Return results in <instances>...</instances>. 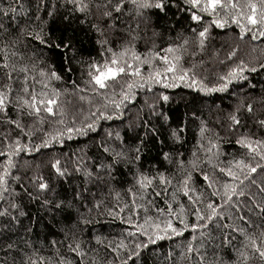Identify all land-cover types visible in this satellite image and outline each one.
<instances>
[{
    "label": "trees",
    "instance_id": "obj_1",
    "mask_svg": "<svg viewBox=\"0 0 264 264\" xmlns=\"http://www.w3.org/2000/svg\"><path fill=\"white\" fill-rule=\"evenodd\" d=\"M179 2L180 0H177V3ZM12 5L17 11L13 13L9 10L5 17L2 10ZM71 7L67 0H43V4L41 0H0V24L4 26L0 28V49H6L0 51V63L4 62V57L7 55L10 66L17 68L27 66L30 89L34 87L37 93L45 91L49 94L53 88L59 90L60 105L63 110V116L58 113L55 117H51L41 112L40 117L37 118L35 115H27L28 110L24 109V114L18 117L17 111L9 107L6 119H19L25 128L22 132L15 125L0 123V153L5 151L4 136L9 140L19 137L24 142H29L30 138L25 134L29 127L32 130L31 143L35 145L43 139V132L55 128V121L63 119L69 126L73 119L78 125L82 121L90 122L87 120L88 113L95 111L94 106L103 104L104 101L90 90L76 91L73 82L83 88L87 76V63L93 59L98 61L105 59V56L101 55L102 49L97 43L98 40L107 41L103 49L109 59L111 54L106 52L109 47L114 52L129 47L143 59L145 55L151 57L152 52L164 55L162 50L168 44H179L187 37L188 51L181 50L175 54L181 55L182 66L192 69L197 79L208 88L219 84L221 82L219 77L226 74L229 68L239 65L241 61L248 65L243 73L245 79L230 81L224 91L201 92L187 87L185 83H178L174 88H165L163 84H158L153 85L152 90L136 89V98L125 102L123 114L113 120H102L96 126L94 133L88 132L86 136H77L71 140L65 137L63 144H56L51 150L42 149L38 153L22 152L13 156L15 168L10 172L7 186L10 191L14 190L16 195L10 196L5 193L6 198L0 200V209L7 208L10 202H15L18 208H9V211L18 219L11 220L10 217L0 216V264H33V261L36 264H60L61 260L71 261V264H108V261L115 256L109 248V242L111 247H116L121 239L126 243L128 240L146 239L138 233L135 237L127 236L133 225L125 221L131 218L132 221L139 223L146 214L155 217L157 213L154 209L163 208L167 211L165 199L171 200L173 185L178 187L189 171L192 172L190 187L197 189L196 195H199L200 190H204L205 194L211 191L205 189L201 172H207L210 176L224 180L223 174L206 160L209 154L205 149L210 146L209 141H214L218 145L217 148L212 149V152L218 153L213 162L219 166H227L228 161L239 158H244L248 162L250 158L247 149L236 143L240 136L247 135L253 140L264 141V125L259 124V121L264 120V37L259 36L258 31L255 32V39L251 29L241 38L239 26L236 24L229 22L222 29L212 25L203 50H197L195 33L191 30L194 28L199 32L209 22L211 18L206 14L203 23L197 24L190 21L186 11L177 12L176 9H172L166 15H160L155 10H144L143 16H138L135 8L128 5L125 8V16L120 18L122 22H117L114 29H108L105 21L103 25L105 34L101 35L91 27L96 23L94 15L70 13ZM49 11L53 13L51 16L48 14ZM220 14L223 16V11ZM86 16L88 19H85ZM66 17L68 19H65ZM81 21L85 22L81 23ZM41 22L44 31L51 33L52 41L71 40L77 49L76 55L73 56L71 51L65 53L62 49L57 51L54 46L42 48L20 31L26 24L39 29ZM178 36L180 39H177ZM17 40L18 43H13ZM233 49L236 51L232 57L226 59ZM14 52L16 55H12ZM193 52L196 53L194 56ZM66 56L71 61V65L66 63ZM77 61H81L85 66L81 67ZM37 62L39 63L33 70L32 65ZM153 64L156 67L163 66L158 58L153 60ZM47 65H51V69L60 75L61 80L49 81L48 87L45 88L42 83H36L32 77L35 76L37 81L43 79L39 76V71L40 68L49 70ZM69 66L72 67L70 73L66 71ZM141 68L144 75H147L148 65L143 64ZM253 68L255 71L251 70ZM22 75L20 74L18 78L17 74L13 73L15 82L11 86L14 89L12 93L14 98L20 94L19 90L23 86ZM127 79L129 77H122L124 82ZM120 82H116L117 92ZM7 83L10 82L6 79V70L0 69V88ZM111 92L112 88L109 89L108 94L110 95ZM161 92L169 97L168 101L156 99ZM81 96H86V99L81 100ZM153 102H156L157 112L166 113L169 120L163 121L162 118L150 120V125L155 124L160 128V135L144 137L140 152L141 161L127 165L121 163L118 167L112 168L110 174L108 169L92 167L93 160L96 163L101 162L93 140H99L106 131L111 130L113 137L109 143L112 147L119 149L121 145L135 146L140 141V136L137 135L134 140L131 137L136 134V125L140 124V119L147 118L149 110L145 104ZM249 105L252 108L251 112L248 111ZM233 113L237 115L240 123L230 127L229 116ZM38 119H42L43 123H38ZM202 126L205 129L203 133L200 131ZM173 129L177 130L180 140L171 137L170 133ZM116 131L120 132L121 140L115 139ZM144 131L141 125L139 133L142 134ZM164 153L169 154L167 159ZM53 156L61 158L62 163L67 161L69 167L73 166L72 159L83 158L85 165L92 172V177L86 180L81 173L73 175L67 183L62 180L61 184L57 185L48 167V162ZM6 159L7 157H0V170ZM180 160L183 161V168L178 164ZM108 162V160L103 161L105 164ZM189 162H195L196 169H193ZM139 172H146L148 175L164 172L172 179L173 185H168L165 191L156 181L160 195H154L149 189L144 194L146 198L142 199L134 178ZM34 174L43 175L53 187H60L62 195L59 198L62 199L71 195L64 192L65 188L69 185L78 186L84 193V198L78 202L81 205L79 213L83 216L80 217L73 210L69 216L58 213L55 219H51L48 211L42 208L43 197L29 200L24 196L21 184L26 183L27 177ZM13 176H19L21 179L13 181ZM252 179L256 180L257 184L264 183V171L258 169L257 173L245 182L244 195L239 199L242 211L226 207L224 218L210 222L203 240L199 236L201 230L193 233L188 229L181 237L165 239L157 241L155 245H149L143 250L139 260L133 258L130 264H189L186 258H181L180 253L186 249L187 242L193 235L196 236L194 244H203L200 249L203 264H235L239 253L245 250L244 234L234 232L223 225L233 224L245 228L247 234L257 237L261 231H264V214H260L259 209L249 211L253 196L256 202L264 201V192L251 183ZM130 188L136 193V203L147 207V213L144 208L133 213V196L129 192ZM212 199L215 203L221 202L219 198ZM97 201L100 202L98 206H96ZM149 201L152 203L149 204ZM177 201L178 203L173 202V208L184 204L188 212L186 217L188 222L195 223V217L190 214L193 206L182 192L177 193ZM233 203L235 204V201ZM200 206L203 210L204 205ZM108 209H112L118 215H109ZM20 212H23L24 216L21 217ZM230 213L231 219H229ZM239 216H244L250 223L245 226L238 219ZM81 218L89 222L81 223L79 222ZM225 236L229 239L228 244L224 243ZM77 241L83 252L81 256L70 249V246L76 247ZM8 245L13 247L10 248ZM247 251L250 256L247 264H261L258 255H254L251 249ZM170 252L171 257H169ZM191 264H200V259L195 253L192 254Z\"/></svg>",
    "mask_w": 264,
    "mask_h": 264
},
{
    "label": "snow or ice",
    "instance_id": "obj_2",
    "mask_svg": "<svg viewBox=\"0 0 264 264\" xmlns=\"http://www.w3.org/2000/svg\"><path fill=\"white\" fill-rule=\"evenodd\" d=\"M72 7L69 9L70 13H88L89 16L94 15L96 17V23L91 25L92 29L97 31L99 34H105V28L103 27L105 21H107L108 29H114L117 22H122L121 17L125 16V8L131 5L135 8L138 16H143L144 10H155L160 15H166L168 11L176 9L177 12H187L190 21L192 23H203L204 15L206 14L211 19L207 24L202 27L199 32L196 29L191 31L195 33V46L197 50H203L206 39L209 35V29L212 25L217 28H224L229 22L236 24L240 29L241 38L245 32L250 29L253 31V39L256 38L255 32H259V36L264 37V0H67ZM43 4V0H41ZM40 5H38L39 7ZM46 7V5H44ZM13 13L17 11L14 5L10 8L2 10V14L6 17L8 11ZM223 11V16L220 14ZM49 16L53 13L49 11ZM65 19H68L66 17ZM85 19H88L86 16ZM85 21H81L84 23ZM3 24H0V28H3ZM6 30V29H5ZM26 37L35 41L37 45L42 48H51L54 46L55 50H63L65 53L71 51L72 55H76L77 49L72 44L71 40H60L58 42L52 41L51 33L44 31V25L41 22L40 28L29 27L27 24L20 29ZM177 39H180L178 36ZM50 41L52 44L50 45ZM19 40L13 43H18ZM106 40H98L97 43L101 45V55L105 56L103 61L91 60L87 63V76L84 82V87L75 85L76 91L87 92L90 90L92 93L99 95L104 103L96 104L95 111H90L87 115V120L90 122H81L79 125L73 119L71 126H69L63 119L55 121V128L48 132H43V139L33 145L31 143L32 130L25 133L29 136V142H24L21 138L17 137L15 140H9L7 136H4V148L5 151L0 153V157H7L4 161L2 170H0V200L5 199V193L10 196H15L14 190L10 191L8 184V177L12 169L15 168L12 157L20 153H31L40 152L42 149L51 150L56 144H63L65 137L71 140L77 136H86L88 132H95L96 126L102 120H113L118 118L119 115L123 114L125 102H130L136 98V89L147 88L152 90L153 85L163 84L165 88H174L178 83H185L187 87L198 89L201 92L211 91H224L228 88V84L232 80H243L245 79L243 73L248 65L244 64L243 61L239 65L233 66L228 69V72L219 77L221 81L219 84L214 85L212 88H208L203 84L202 81L192 73V69L185 68L181 64V55L175 53L188 51L189 39L185 37L179 44H168L162 51L164 55H160L157 52H152L151 57L145 55L143 59L131 50L129 47H124L120 52H114L110 47L106 49L107 53L111 54L109 59L105 55L103 45ZM0 51H6V49H0ZM236 50L228 53L226 59H230ZM196 53L193 52L194 56ZM16 55V53H12ZM159 59L162 62L161 67H156L153 64V60ZM66 63L71 65V61L68 57H65ZM36 64L32 65L33 70L37 67ZM81 64V67L85 65L81 61H77ZM148 65V73L144 75L142 72L141 65ZM46 68H40L39 76L43 79L35 80V76L32 79L36 83H42L45 88L48 87V82L53 80H61L60 75L51 69V65H47ZM194 67V66H193ZM0 69L6 70V79L10 83L0 88V123L15 125L16 128L24 132L25 126L17 120L6 119L7 110L9 107H13L18 117L24 114V109H27V115H35L37 118L40 117V113L44 112L49 114L51 117H55L58 113L63 116V110L60 105L61 93L59 90L53 88L51 94L45 91L37 93L35 88H31L28 85L29 80V69L27 66L17 68L10 66L8 57L5 55L4 62L0 63ZM255 71V69H251ZM67 72L72 71V67L69 66L66 69ZM13 73L17 74L20 78L22 75L21 83L22 87L19 90L18 95L13 97L14 91L11 86L14 83ZM127 76L126 82L122 80V77ZM120 82L119 91H116V82ZM190 81V82H189ZM112 88V92L109 95L108 91ZM118 97V98H117ZM81 100L86 99V96H81ZM157 100L168 101L169 97L164 93H160ZM148 108L147 118L140 119V124L136 125V134L131 139H136V136H140V141L135 146L128 145L127 147L121 145L119 149L111 146L109 141L113 137L111 130L106 131L99 140H93V144L97 148V152L100 156L101 162L96 163L95 160L92 162V167L95 169H108L118 167L121 163L124 164H135L141 161L140 155L142 142L146 136H159L160 128L155 124L150 125V120L155 118H162L163 121H168L169 117L166 113L157 112L156 102L152 104H145ZM251 105L248 106V111L251 112ZM111 113V114H109ZM194 115V113H193ZM231 120V126L238 125L240 123L235 113L229 116ZM38 123H43L42 119H38ZM259 124L264 125V120L259 121ZM143 126L144 133H139V127ZM131 128V126H130ZM201 133L205 131L202 126L200 129ZM171 137L174 140H180L177 130H171ZM115 139L121 140V134L119 131L115 132ZM236 143L241 147L247 149L248 162L244 158L234 159L228 161L227 166H219L214 163V158L218 156V153H213L212 149L217 148L218 145L214 141H209V147L205 151L209 154L206 156V160L212 165L214 169H218L219 173H222L224 180L221 181L216 176H210L207 172H201L202 178L205 182V189H211L210 192L205 194L204 190H200L199 195H196L197 189L190 187L192 180V172L189 171L184 175L183 180L180 181L179 186L173 185V181L164 172H157L153 175H148L146 172H139L134 177L136 184L139 186L141 198H146L144 194L151 189L153 194L156 196L160 195V191L157 188L156 181L159 182V186L167 191L168 185H173V192L171 194V200L165 199L164 203L167 205V211L163 208L154 209L157 213L155 217L145 215L142 222L137 223L132 221L131 218L125 221L130 223L133 228L127 232V236L135 237L136 234L146 238L144 240H128L127 243L124 239H121L116 247H111L109 242V248L111 252L115 254L112 260L108 261V264H130L133 258L139 260L143 250L147 249L149 245H155L157 241L169 239L174 237H181L186 230L191 229L193 233L199 232L201 240L205 238V232L207 231L210 222L224 218V209L226 207H232L236 211H242L239 204V199L244 195L245 182L249 181L253 174L257 173L258 169L264 171V141L253 140L252 137L244 135L240 136ZM82 151V150H81ZM164 157L167 159L169 154L164 153ZM104 160H108L107 164L103 163ZM252 161H256L253 163ZM72 167L68 166V162H63L61 158L53 156L48 162V167L51 170V175L55 178L57 185L61 184L63 180L67 183L73 175L83 174L85 179L92 177V172L85 165L83 158L72 159ZM193 169H196L195 162H189ZM180 168L184 167L183 161H178ZM21 177L13 176L12 180H20ZM251 183L256 185L261 192H264V183L257 184L256 180L252 179ZM22 194L29 200L42 199V208L46 209L50 214L51 219H55L59 213L62 216H69V213L75 210L80 217L83 214L79 213L81 205L79 200L84 198V193L80 191L78 186L69 185L64 189V192L71 193L66 198H59L62 195L60 187H53V184L44 178L43 175H31L27 177L26 183L21 184ZM31 188V190H29ZM130 194L133 196L132 209L135 214L138 209L144 208L145 213L148 209L143 204L136 203V193H133L131 188L129 189ZM182 192L189 204L193 206L191 215L196 219L195 223H189L187 220V210L184 204H179V207L173 208V202H177V193ZM212 198H219L220 203H215ZM206 201V203H205ZM235 201V204L233 203ZM99 201L96 202V206L99 205ZM152 202L149 201V204ZM201 204L204 205L203 210ZM11 209H17L18 205L15 202H10L7 208L0 209V216L10 217L11 220H17L18 217L13 215ZM259 209L260 214H264V201L256 202L255 197L251 198V207L249 211ZM109 215H118L113 212L112 209L107 210ZM21 217L24 216L23 212L19 214ZM231 219V213L229 214ZM238 219L247 226L250 221L246 220L244 216H239ZM81 223H88V220L80 219ZM219 226V224H218ZM223 227L229 228L234 232H240L244 234L245 250L239 253V257L235 264H247L250 260L247 249H251L254 255H258L261 264H264V231H261L259 236L247 234L245 228L234 226L233 224H225ZM99 239V238H97ZM196 240V236L193 235L187 242L186 249L180 253L181 258H186L191 264L192 254L195 253L200 259V264H203V256L201 255L200 249L203 244L197 245L193 241ZM224 243L228 244L229 239L227 236L224 237ZM13 247V245H8ZM183 247V246H181ZM71 251L75 252L76 255L81 256L83 252L80 247L79 241L76 242V247L72 248ZM126 250V251H125ZM187 254V255H186ZM172 253H169L171 257ZM123 257V258H121ZM33 264H36L33 261ZM60 264H71V261L61 260Z\"/></svg>",
    "mask_w": 264,
    "mask_h": 264
}]
</instances>
